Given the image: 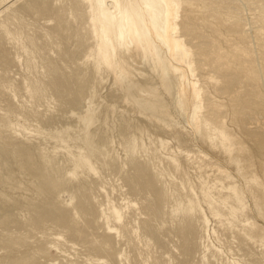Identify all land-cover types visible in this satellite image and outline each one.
<instances>
[{
    "label": "rangeland",
    "instance_id": "rangeland-1",
    "mask_svg": "<svg viewBox=\"0 0 264 264\" xmlns=\"http://www.w3.org/2000/svg\"><path fill=\"white\" fill-rule=\"evenodd\" d=\"M0 264H264V0H0Z\"/></svg>",
    "mask_w": 264,
    "mask_h": 264
},
{
    "label": "bare ground",
    "instance_id": "bare-ground-1",
    "mask_svg": "<svg viewBox=\"0 0 264 264\" xmlns=\"http://www.w3.org/2000/svg\"><path fill=\"white\" fill-rule=\"evenodd\" d=\"M103 15H105V14H103ZM104 19V18H103ZM105 20V19H104ZM106 54V53H105ZM105 56V55H104ZM107 58H108V56H107ZM48 163V162H47ZM88 161L86 160V159H82V160H76V161H74L73 162V167L75 168V169H77V168H82L83 166H88ZM49 166V165H48ZM52 166V165H51ZM51 166H50V168H51ZM49 170H54V169H46V172L48 171L49 172ZM46 172H44L43 171V169H38L37 171H36V175L37 176H34L36 179H38V181H41L42 183L44 182V181H46L48 178H49V176H50V173H46ZM52 172V171H51ZM46 174V175H45Z\"/></svg>",
    "mask_w": 264,
    "mask_h": 264
}]
</instances>
